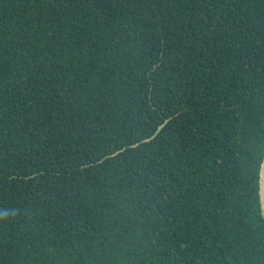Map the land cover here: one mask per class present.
I'll return each mask as SVG.
<instances>
[{
	"label": "trees",
	"instance_id": "trees-1",
	"mask_svg": "<svg viewBox=\"0 0 264 264\" xmlns=\"http://www.w3.org/2000/svg\"><path fill=\"white\" fill-rule=\"evenodd\" d=\"M263 159L264 0H0V264H264Z\"/></svg>",
	"mask_w": 264,
	"mask_h": 264
},
{
	"label": "water",
	"instance_id": "water-1",
	"mask_svg": "<svg viewBox=\"0 0 264 264\" xmlns=\"http://www.w3.org/2000/svg\"><path fill=\"white\" fill-rule=\"evenodd\" d=\"M170 118H167L162 124H160L158 126V128L156 129V131L149 137L143 139L142 141H139L131 146H137L139 145L141 142H147V141H150L152 140L153 138H155L160 132L161 130L165 127V125L168 123ZM126 149V147H123L122 149H119L117 150L116 152L112 153V154H109L107 155L106 157H112V156H115L117 155L118 153L124 151ZM103 161V160H101ZM259 185H260V198H261V207H262V211H263V214H264V159H263V162H262V165H261V171H260V182H259Z\"/></svg>",
	"mask_w": 264,
	"mask_h": 264
}]
</instances>
